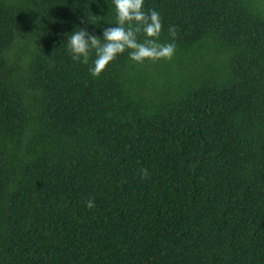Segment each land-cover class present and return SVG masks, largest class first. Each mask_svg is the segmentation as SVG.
<instances>
[{
    "label": "trees",
    "instance_id": "obj_1",
    "mask_svg": "<svg viewBox=\"0 0 264 264\" xmlns=\"http://www.w3.org/2000/svg\"><path fill=\"white\" fill-rule=\"evenodd\" d=\"M142 10L92 76L112 0H0V264H264V0Z\"/></svg>",
    "mask_w": 264,
    "mask_h": 264
},
{
    "label": "clouds",
    "instance_id": "obj_2",
    "mask_svg": "<svg viewBox=\"0 0 264 264\" xmlns=\"http://www.w3.org/2000/svg\"><path fill=\"white\" fill-rule=\"evenodd\" d=\"M115 11V26L102 28L100 36L90 34L86 29L72 32L66 38L67 49L73 61L86 63L89 51H95L93 66L89 69L92 76H97L105 65L118 53L125 49H132L129 57L134 61L145 58L158 59L170 57L172 45H165L157 50L152 47V40L145 43L136 42V32L142 30L146 37H155L159 34V14L151 11L147 14L142 10L143 0H112ZM135 26V27H134ZM101 40L103 43H101ZM144 170H142L143 172ZM86 207L91 208V200L86 202Z\"/></svg>",
    "mask_w": 264,
    "mask_h": 264
}]
</instances>
